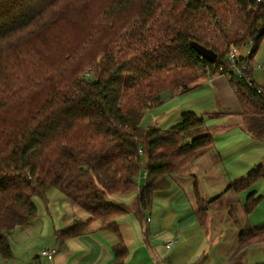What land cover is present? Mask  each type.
Wrapping results in <instances>:
<instances>
[{
  "label": "trees",
  "instance_id": "trees-1",
  "mask_svg": "<svg viewBox=\"0 0 264 264\" xmlns=\"http://www.w3.org/2000/svg\"><path fill=\"white\" fill-rule=\"evenodd\" d=\"M263 40L264 0H0V257L12 258V230L38 215L36 199L48 188L89 213L56 240L93 220L117 232L115 217L129 209L110 195L138 189L137 204L150 211L154 192L213 140L194 110L167 128L141 119L164 94L184 93L206 74L228 77L244 128L264 141V89L249 68L251 84L237 77L227 58L231 47L250 45L237 65L252 66ZM193 43L213 50L215 61ZM263 174L259 164L230 187L246 189ZM193 192L202 219L210 201L196 180ZM259 200L249 192L245 212ZM238 235V247L262 240L264 224ZM113 253L111 264H122V240Z\"/></svg>",
  "mask_w": 264,
  "mask_h": 264
},
{
  "label": "crops",
  "instance_id": "crops-1",
  "mask_svg": "<svg viewBox=\"0 0 264 264\" xmlns=\"http://www.w3.org/2000/svg\"><path fill=\"white\" fill-rule=\"evenodd\" d=\"M262 46L253 57L250 73L254 84L264 89V69L256 66L264 64ZM163 99L145 112L141 124L167 128L179 120L181 112L194 110L205 118L213 142L191 164L173 172L166 189L154 192L148 216L143 217L137 204V189L110 195L111 202L129 209L115 217L117 232L93 220L81 234L56 240L58 230L73 219L84 220L89 213L55 187L58 192H53L52 198L46 192L45 198L39 199L36 219L12 230V264H111L113 247L120 240L127 253L122 264H263L264 239L238 247V233L247 224H264V174L246 189L235 191L230 185L259 164L264 167V141L244 128L241 104L228 77L206 74L184 93H166ZM172 110L176 114L171 116ZM165 114H170L168 122L158 124L157 118ZM222 168L227 178L220 172ZM195 180L200 199L210 201L203 221L193 192ZM249 192L260 200L245 212ZM227 195H231L229 202L219 205L217 211V202H224ZM36 233L44 240L34 245L29 238ZM174 237V244L166 248L165 243ZM49 246L56 247L52 261L39 256L40 250ZM2 261L6 260L0 257Z\"/></svg>",
  "mask_w": 264,
  "mask_h": 264
},
{
  "label": "built area",
  "instance_id": "built-area-1",
  "mask_svg": "<svg viewBox=\"0 0 264 264\" xmlns=\"http://www.w3.org/2000/svg\"><path fill=\"white\" fill-rule=\"evenodd\" d=\"M248 51V49H246V52ZM238 49L236 47H231L230 50L227 53V58L230 60L231 62V69L232 72L239 78H244L248 83L251 84V80L249 79L248 76L245 75V73H243L244 69H248V65L246 62H242L241 65H237V61L238 59V55H237ZM256 66L259 68L264 69V64L261 63H256ZM84 74L87 76L89 74L88 70H85ZM235 89V87H233ZM258 91H260V88L257 89ZM141 152V150L139 151ZM146 175V172L143 173V176ZM140 182V178H137V183ZM175 242V237L173 239L168 240L165 243V247L169 248L170 246H172ZM56 253V247H46V248H42V250H40L39 252V256L44 257L46 260L48 261H52L54 258V254Z\"/></svg>",
  "mask_w": 264,
  "mask_h": 264
},
{
  "label": "rangeland",
  "instance_id": "rangeland-1",
  "mask_svg": "<svg viewBox=\"0 0 264 264\" xmlns=\"http://www.w3.org/2000/svg\"><path fill=\"white\" fill-rule=\"evenodd\" d=\"M262 43V47H264V41H262L261 42ZM238 49V52H237V55H238V57H240L244 52H245V50L246 49H248V50H250V45H246V46H242L241 48H237ZM263 52H264V49L262 50ZM261 51V52H262ZM262 52V53H263ZM248 68H249V70L252 68V66H248ZM214 74H216V73H214ZM89 75V74H88ZM87 75V76H88ZM211 75V74H210ZM233 88V87H232ZM196 112V111H195ZM170 114H171V116L173 115V114H176V112L174 111V110H172L171 112H170ZM170 114H165V115H163V116H161V117H159V118H157V121H158V124H163V125H165L164 123H167L168 122V120L166 119V118H168V116L170 117ZM180 114V113H179ZM180 120V119H179ZM178 120V121H179ZM157 123V122H156ZM168 127V126H167ZM195 166H198V164L197 165H192V167L191 168H194ZM223 169V168H222ZM220 170V172L221 173H223V175L227 178V176H226V174H225V170L223 169V170ZM253 169V168H252ZM138 190V189H137ZM55 191H57V190H54L53 188H49V189H47L46 190V192H47V196H49L50 195V197H51V195H52V193L53 192H55ZM185 192H186V190H184ZM58 192V191H57ZM46 194V193H45ZM231 195H233L232 193H231ZM231 195H227L226 197H225V200H224V202H217V204H216V206H217V211H219V209H220V207H219V205L220 206H225V204L227 203V202H229V200H230V197H231ZM52 198V197H51ZM52 200V199H51ZM36 204H37V208H38V204H39V207H41V204H40V202H39V200L38 199H36ZM200 206H201V204H200ZM54 207V206H53ZM54 209V208H53ZM40 210V209H39ZM148 211L146 210V211H144V216L145 217H147L148 216ZM199 216V215H198ZM52 217L53 218H55V216H54V213L52 212ZM203 217V216H202ZM204 218V217H203ZM203 218H202V221H203ZM34 219H36V218H34ZM32 220V219H31ZM173 231V230H172ZM38 235H39V233H36V235H34V237L33 238H29L30 239V241H34L33 242V244L35 245V244H37V241H42V240H44V238H42V239H39V237H38ZM14 239V238H13ZM9 242L10 243H13L12 242V239L11 238H9ZM12 245V244H11ZM12 259H8V260H6V261H2V262H0V264H12ZM32 262H34V261H32ZM43 262V264L44 263H46L45 261H42ZM25 264V263H24Z\"/></svg>",
  "mask_w": 264,
  "mask_h": 264
},
{
  "label": "water",
  "instance_id": "water-1",
  "mask_svg": "<svg viewBox=\"0 0 264 264\" xmlns=\"http://www.w3.org/2000/svg\"><path fill=\"white\" fill-rule=\"evenodd\" d=\"M194 46V48L196 50H198V52L201 54V56H203L205 59L209 60V61H215V58H216V54L215 52L210 49H207L206 47H204L203 45H200V44H196V43H193L192 44Z\"/></svg>",
  "mask_w": 264,
  "mask_h": 264
},
{
  "label": "bare ground",
  "instance_id": "bare-ground-1",
  "mask_svg": "<svg viewBox=\"0 0 264 264\" xmlns=\"http://www.w3.org/2000/svg\"><path fill=\"white\" fill-rule=\"evenodd\" d=\"M143 173H144V171H143L142 174L139 176V178H140V182H142V180H143V177H144V176H143ZM140 182H139V183H140Z\"/></svg>",
  "mask_w": 264,
  "mask_h": 264
}]
</instances>
